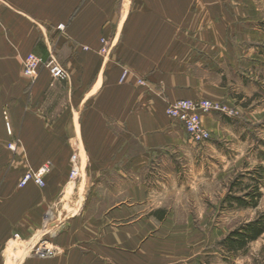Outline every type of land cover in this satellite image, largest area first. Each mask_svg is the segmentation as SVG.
Returning a JSON list of instances; mask_svg holds the SVG:
<instances>
[{
    "label": "crops",
    "instance_id": "obj_1",
    "mask_svg": "<svg viewBox=\"0 0 264 264\" xmlns=\"http://www.w3.org/2000/svg\"><path fill=\"white\" fill-rule=\"evenodd\" d=\"M102 38L111 44L106 54L101 53ZM52 50L69 70L68 80L53 81L47 70L36 82L28 80L22 59ZM124 66L133 74L122 80ZM263 76L264 0H3L0 169L5 152L20 158L24 172L47 164L45 197L50 202L66 194L76 153L80 172L73 205H89L68 215L71 231L60 244L62 254L26 256L19 264L204 263L209 245L140 244L152 219L114 229L108 220L132 212L106 208L113 194L144 201L155 181L177 175L181 159L197 151L182 123L167 115L170 102L222 98L228 82L246 88ZM215 116H203L210 130ZM18 138L15 150L2 149ZM18 182H5L0 194ZM95 201L104 205L99 212L90 207ZM82 228L88 230L81 233ZM83 237L87 243L77 244ZM224 253L217 248L212 254L226 264L230 257ZM256 258L253 264H264V250Z\"/></svg>",
    "mask_w": 264,
    "mask_h": 264
},
{
    "label": "rangeland",
    "instance_id": "obj_2",
    "mask_svg": "<svg viewBox=\"0 0 264 264\" xmlns=\"http://www.w3.org/2000/svg\"><path fill=\"white\" fill-rule=\"evenodd\" d=\"M60 29L64 31L66 26ZM102 43L101 53L106 54L111 44L107 39L102 40ZM52 54L59 60L55 50L50 51L46 56L36 54L45 63L34 80L30 78V74L24 72L25 56L22 59L24 76L34 83L44 70L50 73L47 65ZM124 70L126 75L123 74L122 80L133 74L127 66H124ZM142 80L140 78L138 81L144 85L148 83L147 80L143 82ZM210 81L214 83L215 80L210 78ZM228 83V88L224 91V94L225 92L227 94L212 100L226 106L227 112H210L216 114L215 128L209 129L212 134L210 140L203 143L192 140L198 149L193 155H186L181 159L183 166L176 170L177 175L169 178L162 176L161 180L155 181L153 194H147L148 197L144 201L137 202L130 195L113 194L109 204L113 203L106 210L124 208L132 212V215L128 217L108 220L110 225H114V229L138 220L145 219L148 222L152 219L153 223H147L146 232L140 244H199L201 246L205 244V246L209 245L211 252L207 259L221 264V256L212 254L217 248L220 249L219 241L231 230L255 219L264 211V175H260L261 172L264 173V79H256L246 88L232 81ZM14 142L18 144L20 139ZM9 144L2 149L8 152ZM16 162L17 166L14 165ZM20 162L19 157L16 159V154L2 153L0 189L7 181H20V175L23 176L28 171L24 172L18 167ZM50 171L51 169L45 176L44 187L34 184L26 194L22 193L23 189L18 182V186L9 185L7 190L10 189L7 193L2 191L0 194L2 195L0 196V212L3 210L5 214L0 215V236L1 232L7 231V228L10 229L7 237L0 239L2 244L0 264H19L28 252H31L30 250L43 244L52 246L58 255L62 254L64 249L60 244H64V237L71 231L70 223L66 224L69 216L79 212L82 207L89 206L87 201H79L73 205L71 193L77 187L75 182L78 178L72 179L70 173L66 194L58 195L49 202L45 197V187H47ZM235 179L242 180L246 185L254 184L258 179L261 180L262 198L258 207L231 205L229 199L232 194H241L237 185L232 186ZM26 197L32 200L29 201L25 199ZM89 204L98 212L103 209L101 206H104H100L96 201ZM158 211H163L162 218L161 215L159 216L160 213L153 216V213ZM87 215V213L84 215L83 221L88 220ZM87 230L82 228L80 232ZM16 234H19L20 238L15 239ZM82 235L88 237L85 233ZM95 238L92 241H96ZM85 241L87 240L83 237L77 244L87 243ZM19 244L22 247L25 246L24 252L19 253L20 255L17 254L20 250ZM263 248L264 234L251 242L246 252L226 258V264H253L258 258L256 255L262 257ZM250 251L253 253L251 254ZM32 256L35 255L32 254ZM232 258H236V261Z\"/></svg>",
    "mask_w": 264,
    "mask_h": 264
},
{
    "label": "built area",
    "instance_id": "obj_3",
    "mask_svg": "<svg viewBox=\"0 0 264 264\" xmlns=\"http://www.w3.org/2000/svg\"><path fill=\"white\" fill-rule=\"evenodd\" d=\"M3 0H0V7ZM64 24L60 28H64ZM106 38H102L104 41ZM24 72L30 74V78L33 80L40 74L41 66L45 63L42 58L38 57L34 53H29L24 61ZM50 70V75L53 81H65L69 78V70L63 65L56 57L52 54V58L48 65ZM126 75V71L124 70ZM143 82V80H142ZM226 106H222L219 103H215L212 100L204 99H179L169 104L166 109L167 115L175 120L182 123L183 127L189 134L190 138L198 143H203L210 140L212 134L211 131L206 127L203 121V116L213 111L227 112ZM6 118H8L5 112ZM7 127L10 129V123L7 120ZM16 142L9 144V148L15 150L17 148ZM79 157L78 154H73L72 156V168L70 171V177L72 179H77L80 172L79 167ZM50 170V167L45 164L37 170H28L23 174L19 181V186L21 188L26 187L29 183L33 182L37 186L44 187L46 185L45 176ZM20 238L19 234L15 235V239Z\"/></svg>",
    "mask_w": 264,
    "mask_h": 264
},
{
    "label": "trees",
    "instance_id": "obj_4",
    "mask_svg": "<svg viewBox=\"0 0 264 264\" xmlns=\"http://www.w3.org/2000/svg\"><path fill=\"white\" fill-rule=\"evenodd\" d=\"M264 175V173H260ZM261 180L255 181L254 184L246 185L242 180L235 179L232 186L237 185L240 195L231 196L230 203L233 206L237 204L238 207H258L262 198ZM163 213V211H162ZM161 215V216H160ZM159 216L162 218L163 215ZM264 234V211L261 212L255 219L241 224L237 228L231 230L218 243V247L225 252L227 256H236L240 252H246L249 244L259 239ZM201 264H212L210 260H206Z\"/></svg>",
    "mask_w": 264,
    "mask_h": 264
},
{
    "label": "bare ground",
    "instance_id": "obj_5",
    "mask_svg": "<svg viewBox=\"0 0 264 264\" xmlns=\"http://www.w3.org/2000/svg\"><path fill=\"white\" fill-rule=\"evenodd\" d=\"M24 245V243H23ZM25 247V246H24ZM24 247H22L21 244H19V251L17 252L18 255H20L19 253H23L24 252ZM31 252H28V254L26 256H32L35 255V257L39 258V259H47V258H51L57 255L56 251L54 250V248L52 246L43 244V245H37L36 248L30 250ZM16 254V255H17ZM31 254V255H30Z\"/></svg>",
    "mask_w": 264,
    "mask_h": 264
}]
</instances>
